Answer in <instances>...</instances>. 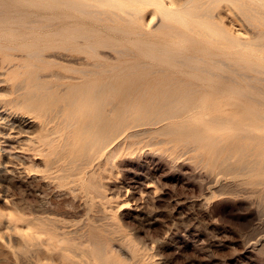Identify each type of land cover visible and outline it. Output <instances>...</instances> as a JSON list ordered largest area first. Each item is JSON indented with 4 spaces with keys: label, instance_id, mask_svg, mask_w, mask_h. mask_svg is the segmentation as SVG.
<instances>
[{
    "label": "bare ground",
    "instance_id": "obj_1",
    "mask_svg": "<svg viewBox=\"0 0 264 264\" xmlns=\"http://www.w3.org/2000/svg\"><path fill=\"white\" fill-rule=\"evenodd\" d=\"M42 2L58 10L52 36L27 39L22 22L0 23V157L7 158L0 167L10 180L25 176L26 194L38 193L12 201L7 227L17 231L22 255L34 256L27 264H139L143 244L127 241L131 258H119L107 234L65 229L43 192L63 180L99 196L90 166L124 148L116 142L122 133L181 115L162 128L216 150L237 145L223 157L226 168H263L264 0ZM221 3L234 4L254 33L233 34L217 19ZM221 94L239 112L209 111ZM241 96L251 104L236 101ZM6 111L32 114L34 128L7 122Z\"/></svg>",
    "mask_w": 264,
    "mask_h": 264
},
{
    "label": "rangeland",
    "instance_id": "obj_2",
    "mask_svg": "<svg viewBox=\"0 0 264 264\" xmlns=\"http://www.w3.org/2000/svg\"><path fill=\"white\" fill-rule=\"evenodd\" d=\"M216 10L217 19L233 34L249 37L254 33L253 25L234 4L221 3ZM57 16L58 10L42 0H0V23L22 22L26 26L21 33L29 35L27 39L52 36ZM123 58L135 60L132 55ZM225 98L219 95L209 111L239 112ZM236 98L251 104L250 99ZM7 113V122L16 118L25 129L34 128L32 114ZM181 116L146 125L148 128L142 126L147 130L132 137L122 133L116 142H124V148L107 160L102 156L100 165L97 159L90 166L88 173L95 172L101 185L99 196L90 198L77 181L65 184L61 180L57 186H46L43 201H53L51 209L65 229L107 234L113 252L121 259L131 258L127 247L131 241L145 247L138 255L139 264H264V167L226 168L223 157L237 145L229 143L216 150L215 143L193 142L190 136L162 128L181 120ZM130 141L136 143L126 148ZM0 160H7L3 153ZM6 175L0 167V264H27L35 258L22 255L17 231L7 227V220L14 212L13 200L20 204L26 198L34 201L38 193L32 190L26 194L30 187L25 176L10 180ZM123 202L127 207H121ZM43 261L51 264L45 258Z\"/></svg>",
    "mask_w": 264,
    "mask_h": 264
}]
</instances>
